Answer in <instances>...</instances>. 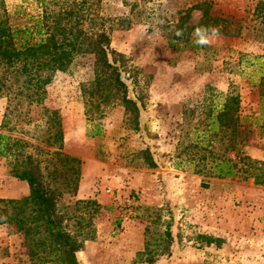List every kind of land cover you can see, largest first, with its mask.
I'll list each match as a JSON object with an SVG mask.
<instances>
[{
    "label": "rangeland",
    "instance_id": "obj_1",
    "mask_svg": "<svg viewBox=\"0 0 264 264\" xmlns=\"http://www.w3.org/2000/svg\"><path fill=\"white\" fill-rule=\"evenodd\" d=\"M4 1L8 10L21 5L31 11L30 0ZM200 1L210 3L211 14L229 18L231 29L241 26V33L219 34L196 52L167 46L158 27L171 22L176 10ZM101 5L108 15L130 21L126 29L113 27L109 38L112 50L136 70L137 83L129 79L127 96L140 99L137 130L117 103L84 115L81 89L93 79L90 55L55 72L40 105L22 108L0 126V135L25 142L24 151L61 190L57 206L68 230L87 235L76 253L78 263L144 264L133 260L143 247L145 228L156 254L168 228V252L152 264H264V186L252 179L198 176L173 163L177 141L195 123V118L186 123L182 108L196 104L207 87L239 96L250 131L243 153L264 162V0H102ZM125 5L136 6L130 12ZM199 16L192 12L189 23ZM4 105L0 98V125ZM53 110L62 134L60 151L79 162L74 189L65 162L47 153L55 150L53 119L47 115ZM92 123L98 125L94 136L87 135L94 131ZM144 151L155 167L146 166ZM5 165L0 156V199L24 196L25 183ZM51 169L56 172L50 178ZM201 236L220 243L205 245ZM21 242L19 234L0 225V264H38L30 262Z\"/></svg>",
    "mask_w": 264,
    "mask_h": 264
},
{
    "label": "trees",
    "instance_id": "obj_2",
    "mask_svg": "<svg viewBox=\"0 0 264 264\" xmlns=\"http://www.w3.org/2000/svg\"><path fill=\"white\" fill-rule=\"evenodd\" d=\"M30 1L31 11L28 12L21 5L8 10L5 1L0 0V98L5 99L0 126L4 127L9 118L19 116L22 108L40 105L55 72L66 69L77 57L90 55L93 79L89 86L84 85L81 89L84 115L89 116L92 109L99 112V108L117 103L123 108L122 115L130 122L131 128L137 130V102L140 99L127 96L129 79L130 84L137 83L136 70L127 65L121 54L112 50L109 38L113 27L128 28V17L108 15L102 8V0ZM125 6H129L131 12L136 5ZM258 8L257 5L254 13ZM210 9L208 1H200L176 10L171 22L158 27L165 35L167 46L193 52L205 48L195 43L193 33L198 27H216L219 34L230 36L241 33V26L231 29L229 18L213 15ZM194 11L200 16L197 23L190 24ZM261 15L264 19V13ZM178 30L183 34L178 36ZM56 114L55 110L47 113L53 119L52 139L55 144V150L47 153L65 162L63 170L73 177L74 189L79 162L60 151L62 134ZM182 114V117L189 118L186 123L194 118L195 123L176 143L175 168L186 167L185 170L192 174L209 178L252 179L254 185L264 186V162L249 158L242 150L250 131L240 113L236 93L207 87L196 104L182 108ZM92 128L94 131L87 135L98 133L96 123H92ZM23 145L24 141L0 135V156L6 162L7 173L27 187L24 196L0 199V225L21 236V245L30 262L79 264L76 253L81 250L87 235L73 234L68 230L65 213L57 206L61 190L46 180L39 160L24 151ZM142 154L146 166L155 167L150 154L147 151ZM51 170L48 173L50 178L51 173L56 172ZM148 232L145 228L143 247L135 253L134 263L152 264L158 255L168 252V228L162 233L163 250L158 254L149 244ZM200 238L205 245L220 243V239L211 236Z\"/></svg>",
    "mask_w": 264,
    "mask_h": 264
},
{
    "label": "clouds",
    "instance_id": "obj_3",
    "mask_svg": "<svg viewBox=\"0 0 264 264\" xmlns=\"http://www.w3.org/2000/svg\"><path fill=\"white\" fill-rule=\"evenodd\" d=\"M176 34L180 36L183 32L178 30ZM193 35L196 38L195 43L203 46L211 43L212 39L219 35V29L211 26L198 27L194 30Z\"/></svg>",
    "mask_w": 264,
    "mask_h": 264
}]
</instances>
